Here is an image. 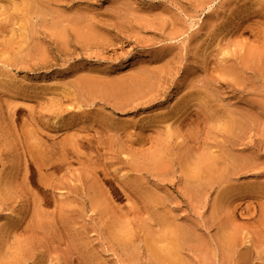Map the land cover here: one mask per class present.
Masks as SVG:
<instances>
[{
  "label": "rangeland",
  "instance_id": "374dc122",
  "mask_svg": "<svg viewBox=\"0 0 264 264\" xmlns=\"http://www.w3.org/2000/svg\"><path fill=\"white\" fill-rule=\"evenodd\" d=\"M0 264H264V0H0Z\"/></svg>",
  "mask_w": 264,
  "mask_h": 264
},
{
  "label": "bare ground",
  "instance_id": "6f19581e",
  "mask_svg": "<svg viewBox=\"0 0 264 264\" xmlns=\"http://www.w3.org/2000/svg\"><path fill=\"white\" fill-rule=\"evenodd\" d=\"M42 161H43V160H42ZM42 161H41V162H42ZM41 164H42V163H41ZM41 164H40V166H41ZM44 165H45V164H44ZM36 166H38V165H36ZM42 166H43V164H42ZM37 168H39V169H40V167H37ZM169 259H170V258H169Z\"/></svg>",
  "mask_w": 264,
  "mask_h": 264
}]
</instances>
